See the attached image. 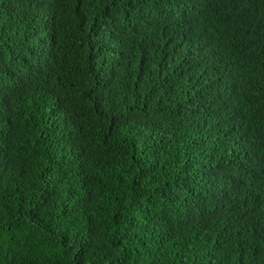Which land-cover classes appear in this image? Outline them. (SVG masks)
I'll return each mask as SVG.
<instances>
[{"label":"trees","instance_id":"16d2710c","mask_svg":"<svg viewBox=\"0 0 264 264\" xmlns=\"http://www.w3.org/2000/svg\"><path fill=\"white\" fill-rule=\"evenodd\" d=\"M0 264H264V0H0Z\"/></svg>","mask_w":264,"mask_h":264}]
</instances>
